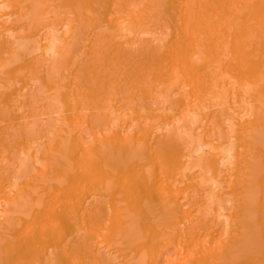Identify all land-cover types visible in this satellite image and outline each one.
Listing matches in <instances>:
<instances>
[{
  "label": "bare ground",
  "instance_id": "6f19581e",
  "mask_svg": "<svg viewBox=\"0 0 264 264\" xmlns=\"http://www.w3.org/2000/svg\"><path fill=\"white\" fill-rule=\"evenodd\" d=\"M0 264H264V0H0Z\"/></svg>",
  "mask_w": 264,
  "mask_h": 264
}]
</instances>
